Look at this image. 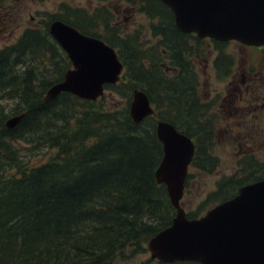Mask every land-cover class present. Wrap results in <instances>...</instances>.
<instances>
[{"label": "trees", "instance_id": "16d2710c", "mask_svg": "<svg viewBox=\"0 0 264 264\" xmlns=\"http://www.w3.org/2000/svg\"><path fill=\"white\" fill-rule=\"evenodd\" d=\"M136 1L137 11L149 21L147 32L155 41L150 46H144L137 34L117 37L112 15L103 6L89 15L61 6L57 15L25 28L13 44L0 49V101H11L0 105V264H120L117 259L145 253L149 238L174 216L164 186L154 180L162 155L156 120L172 124L193 141L190 167L207 173L215 168L216 161L207 151L215 126L207 119L211 107L201 102L195 70L197 59H203L199 48L205 39L175 29L170 11L158 1ZM55 19L115 50L123 71L119 81L104 91L110 100L117 96L124 105L105 106L108 95L89 102L67 93L42 102L46 90L70 68L47 32ZM208 42L218 52L213 71L217 77H227L223 67L227 68L229 58L219 48L225 42ZM134 88L145 92L154 111L137 124L128 116ZM19 114H24L21 121L6 128L5 121ZM17 142L28 151L45 148L55 154L28 163L15 147ZM249 168L250 181L264 178V161ZM257 173L261 174L257 177ZM243 181L222 180L198 211L186 217L197 218L231 198L239 186L250 182Z\"/></svg>", "mask_w": 264, "mask_h": 264}, {"label": "water", "instance_id": "95a60500", "mask_svg": "<svg viewBox=\"0 0 264 264\" xmlns=\"http://www.w3.org/2000/svg\"><path fill=\"white\" fill-rule=\"evenodd\" d=\"M168 8L172 24L183 34L216 41L264 46V0H155ZM48 34L70 62L62 79L45 92L42 102L61 93L94 101L104 85L119 80L123 65L113 48L98 38L53 20ZM154 111L145 92L133 89L128 116L137 124ZM23 114L8 118L11 129ZM155 135L162 157L154 171L163 185L174 216L170 224L146 242L149 260L163 264H264V178L242 185L231 198L219 202L198 218L188 219L180 207L184 179L194 152L193 142L172 124L156 120Z\"/></svg>", "mask_w": 264, "mask_h": 264}, {"label": "rangeland", "instance_id": "374dc122", "mask_svg": "<svg viewBox=\"0 0 264 264\" xmlns=\"http://www.w3.org/2000/svg\"><path fill=\"white\" fill-rule=\"evenodd\" d=\"M1 3L0 10H5V14L0 13V15H3V18L0 17V49L13 44L25 28L37 27L47 16L57 15L61 10V6L85 10L88 15L96 11L93 10L94 8L103 6L112 15L110 23L114 26L117 37H132V35L137 34L138 40L141 43L144 41V46L155 43L154 40L149 38L147 32L148 19L137 11L139 3L136 0L134 3L129 4L120 0L104 2H98L97 0H45L42 2L2 0ZM8 10L9 13H7ZM110 28L113 27L110 26ZM98 31L101 32V27H98ZM219 48L223 54L238 52L232 44ZM199 49L203 52V59H197L195 70L201 85L199 87L202 97L201 102L204 106L212 108L209 112L212 116L207 119L213 127L215 126L214 131L216 132L214 133L213 143L207 148V151L215 159L216 166L209 173L193 166L188 168V177L185 180L186 188L180 200V205L185 214L198 211L199 205L204 202L210 193L215 191L218 183L222 180L228 178L244 180L242 184L250 181L252 169L249 167H252L253 162L264 161V85H260L257 90L259 98L257 108L255 107L256 110H253L250 105L243 106L237 102L234 103L235 107H233V104L230 107H226V104L219 107L221 96L226 92H230L229 87H232L227 85L230 78L214 75L212 62L216 59L215 55L217 53H215L212 43L205 40L203 48ZM246 55L250 59L254 58L258 63V57L253 56L251 52L246 53ZM230 60L231 58H229ZM163 63L167 68L165 69L166 73L169 75L170 71H167L170 70L168 69V63L166 61H163ZM262 63H264V60L258 64L261 65ZM237 67L238 65L234 66L232 71L236 73ZM225 70L230 72L228 68H225ZM104 95H108V93L105 91ZM108 98L109 95L105 97L104 105L109 108L124 105V102L117 96L113 97L112 100ZM8 102L11 101L1 100L0 105H8ZM15 147L19 150L22 160L28 163L35 164L55 154L54 150L45 148L42 150L35 148L33 149L34 152L28 151V147L21 142H17ZM202 153L204 154V150ZM247 156L251 158H245ZM260 174L257 173V177ZM203 214L202 212L200 216ZM147 260H149V253L146 250L145 253L127 259H117L116 262L120 264H147L145 263Z\"/></svg>", "mask_w": 264, "mask_h": 264}, {"label": "flooded vegetation", "instance_id": "af4514ba", "mask_svg": "<svg viewBox=\"0 0 264 264\" xmlns=\"http://www.w3.org/2000/svg\"><path fill=\"white\" fill-rule=\"evenodd\" d=\"M231 44L238 52H231L230 54L224 55L228 56V58H231V60L228 61L229 65L227 67L230 71L227 75V77L230 78L227 85L232 87H229L230 92H226L221 96L219 107L223 106L224 104H226V107H230L232 104L233 107H235L234 103L237 102L243 106L250 105L253 110H256L259 98L257 90L260 85H264V63H262L263 68L258 69L260 68L258 63L264 60V46L249 47L243 46L234 41L225 42L224 46ZM248 52H251L253 56L258 57V63L254 60V58L250 59L246 55ZM236 65H238V67L236 68L235 73L232 71V68ZM213 67L214 66H212V68ZM223 68L225 69V65ZM213 72L214 75H216L215 70ZM211 109L212 108L209 109V112ZM209 112H207V115L212 116V114H209Z\"/></svg>", "mask_w": 264, "mask_h": 264}, {"label": "bare ground", "instance_id": "6f19581e", "mask_svg": "<svg viewBox=\"0 0 264 264\" xmlns=\"http://www.w3.org/2000/svg\"><path fill=\"white\" fill-rule=\"evenodd\" d=\"M15 116H16V115H15ZM23 116H24V114H23ZM12 117H13V116H12ZM22 118H23V117H22ZM20 121H21V120H20ZM20 121H19V122H20Z\"/></svg>", "mask_w": 264, "mask_h": 264}]
</instances>
